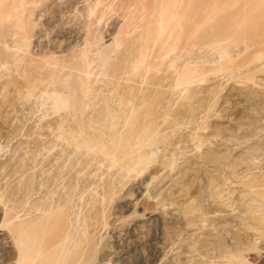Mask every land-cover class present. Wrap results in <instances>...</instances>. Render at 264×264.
Here are the masks:
<instances>
[{
	"label": "rangeland",
	"instance_id": "rangeland-1",
	"mask_svg": "<svg viewBox=\"0 0 264 264\" xmlns=\"http://www.w3.org/2000/svg\"><path fill=\"white\" fill-rule=\"evenodd\" d=\"M47 1L48 0H46V1L42 0L40 3H37L36 5L38 6V8H36L37 6L32 7L33 10L34 9L35 10L40 9L38 13H41L42 15L41 16L39 15V17L37 18L38 20H36V22H35V27H34V30L32 33V37L30 38L32 41L30 43L31 53H34L37 56H44L43 55V53H45L44 51H47L46 54L49 52L54 53L53 47L57 46V44H56V42H57L58 47L59 46L60 47H59V49H58V47H57V49H55L56 54L54 53V55H57V54H58V56L66 55V57L68 55L67 60L69 59L71 61V62H67V64L69 65V69L67 66L66 68H64L63 73L59 74L60 80H63L64 77H67L68 81L73 80L74 79L73 76H75L77 78L76 74L78 75V73H76L75 70L77 69V72H78V69H81L80 64L82 63V60L86 59L87 61H89V59H90L89 62L91 64L88 63L87 65H89V64H90V66L93 65V68L95 70H93L92 67L90 68V66H88L87 68L89 71H90V69H92L91 70L92 72H90L91 73L90 79H91V81L94 80L93 81L94 83L96 80V86L94 83H92V84H93V87H95L94 88L95 91L98 92L99 96L96 97L97 99L95 98L96 100L92 101L93 103H90V105H88L85 108L84 111H87V112H83L85 117L83 116V114L81 116L82 120H84L86 123L84 121H81V117L79 116L80 117L79 118L77 116L78 114L72 118L70 116L64 117V119L69 118L70 120L66 119L67 121H62V119H61V122H60L59 117L63 116V114H64L63 110L59 111L55 108L53 109V107H51L53 105L52 102H50L51 99H49L46 95L45 96L41 95L42 93H40V92H42V89L38 88V89H40L38 94L33 92V91L38 90L37 88L34 89L33 91L30 90L32 92L29 93V90H27V89H30V88L28 86L24 85L25 83H24V81H22L23 78H21V76L23 74V71L21 69H23V64L25 62L23 60H19L16 58V57L20 58L19 56H21L20 55L21 52H17V55H19V56H17V55H13V57H10L11 55L8 56L9 61L7 59H5V61H7L6 64L10 63L9 65L13 64L16 61L15 58L18 61H16L12 65L15 67V68L13 67V69H14L13 71H15V72H13L14 73V81H11V80H13V79H11V77L8 79V77L4 74V72L0 71V73H1L0 74V145L2 146V148L0 147V166L4 167V168L1 167V169H0V195H1L0 196V198H1L0 202L2 199H4L2 201L3 203L2 202L0 203V242H2V243H0V264H4V263L5 264H12L13 262L17 261L16 258H18V257H16L18 255L15 253L16 251H15V248L13 245L14 241L11 238H9L10 237L9 233H6V231L8 232V226L5 225L6 228L3 227L5 224L4 214L7 213L6 212L7 206H10V208L7 207L8 212H10L9 209H11L10 213L13 214V216L15 214V216L13 217L9 213V215L13 218L11 221H13L15 217L18 218V219L15 218L17 220H15L13 222L14 225L18 224L19 221L20 222H22V221L26 222V221L30 220V218L33 219V217H36V216L38 217L39 214L44 215L45 210L48 214H50V213L53 214V213H55V211L57 212V210H58V208H56L57 206L58 207L62 206L63 209H64V206L65 207L68 206V211H67V208H65L66 210L65 209L63 210L61 207H59V210L61 208L64 215L67 214L66 215L67 217H65V220H66V218L67 219L69 218L68 219L69 223L66 220V223H68L67 224L68 226L65 225V229H67V227H68L67 231L68 230L70 231V229L73 228L74 230L72 229L73 231L72 230L70 231V232H72V235L75 234L76 231L79 233L80 228L83 227L82 224L80 223L82 221L83 222L85 221L84 222L85 225H87L89 227L92 226L90 228L91 232L89 231V233H90L89 236L92 234V236L90 238L93 237V240L91 243L94 244L96 242V240H98V242H96L97 243V246H95L96 248L94 247V245H96V243L93 245V247L95 249V255H94L95 258H96V254H97V258L96 259L94 258L96 261L93 260V262L95 261V263H93V264H96V263H99V264H230L228 262V258H229L228 255L231 252L236 251V250L238 251L241 248H244V249L246 248L245 250L244 249L243 250L245 252H247V248H249V246L253 242L254 238L262 236V235H258L259 233L260 234L264 233L263 232L264 231V222H263L264 220H262L261 215H259V213H261L260 210H263L262 207L264 205V200L262 198L260 199L259 196L255 195L253 192H251L249 190L248 186H246V184H245V181L247 182V181H249V178L253 177L251 175H254V177L257 176L260 178L264 176V57H263V59H261L263 61H261V60L260 61L253 60L250 62L248 61L250 54L254 53L255 51L259 50L260 48L261 49L264 48V45H263L264 44V37H263L264 30L260 29L261 27L264 28V26H263L264 20H263V18H261V17H264V10L263 9L255 10L253 8H252V10L248 9V11H251V13L249 12V15H252V13L256 14V15L250 16L251 18H253V16L257 17V15H258L257 13H259L260 19H262L263 22H262V20H261L262 23L258 22V21H260L259 17H257V19H256L257 22L255 21V18L252 19V22L255 21V24L259 23L262 26L259 27L260 26L259 24H258V26H256L257 24L255 25L254 22H253V24H251V26L252 25L256 26L258 30L260 29V31L257 30L259 32L257 35V31L253 32V29L255 30L256 28L251 29V26L249 28V25H246V27L248 26L246 29L247 30H248V28L251 29L253 34L257 35V38H255V40H253L254 35H251L252 36L251 38H253L252 39L253 41L249 38H246V39L242 38V40L244 39V41H241V40L239 41L238 39H240V38H238V39L236 38L239 41V42H237V40H235V39L233 40V36L236 34L237 31H239V28H238V26H236L237 23H235L234 18L232 19V14L230 16V13L233 12L231 10H234L233 6L236 7V9H238L237 6L239 7V4L238 5L237 4L232 5L229 7L228 6L225 7L224 5L230 4V3L233 4L234 1L233 0H219V1L216 0L217 3L214 4L211 2V0H199V3H196V2H198V0L197 1L188 0V1H192V3L188 2V4L191 5V6L188 5L190 9L187 6L188 12L189 11L190 12H194V11L196 12V13L194 12V14L191 13L192 16H190L191 14H189L190 13L189 12L188 13L189 15H187V17H186V21H188L190 19L191 20L189 22H187V24H186V22H183L189 27V29H193L195 27L196 23L200 25L201 21H199L200 23L197 22L199 19L200 20L204 19L207 22L209 19L211 21L213 20L212 22H214V20H215V22L212 23L214 25V27L216 25L218 27V25H220L222 20H224V21L226 20L225 21L226 23H224L222 21L221 24L223 27L219 26V30H218L220 32L219 35H221L222 38L219 35H218V37L221 38L222 43L224 42L223 43L224 48H227V50H229V55L231 57H228V59H226L224 64L227 66L230 65V68H228L226 70L222 69L223 71L222 70H218V71L216 70L215 71V69L211 70V71H207V69L208 68L210 69L211 66H212L211 68L215 67L214 65H212V63L219 58L218 57L219 53H216L218 51L215 47L211 48L212 45L210 47H208L209 46L208 45L206 48L205 47L206 44L202 43V45L204 46L203 47L201 44H199L203 40H199V42L196 41L197 42L196 44L193 43L195 45H193V44L183 45L184 48L188 47L186 49H184L182 46H180L184 50L178 49L180 47H179V45H176V47H178V48L175 49L176 48L175 47L173 49L172 53L170 52L172 54V55L169 54V56H171L170 57L171 59H169V56H168L167 59L163 62L164 64L163 63L160 64V63L155 62L158 59V54H157L158 52L147 54L146 55L147 59L145 58V60H144L145 63L143 62V64L139 66L140 68H138V70L135 71V73L138 71L137 75L134 72H132V74L133 73L134 74L131 75V72L129 74L126 71L122 74L123 78H121L114 85V83H111V81L109 80L108 75H106V71H105L106 67L103 65L97 66V64L98 65L102 64L100 61H99V63H97L98 62V59H96L97 48L99 50H101V49H103L102 47L104 45L105 46L108 45L107 46L108 47V50H107L108 53L113 54V52L110 51V49L114 48L112 41H113L114 36L116 35L115 30H116L117 26L119 28L120 23L122 24L125 19L128 20V18L130 16H132L133 18L135 17L134 22H136L135 20L139 17L137 19V22L140 21L139 22L140 27L137 25L138 23H134L132 26H134L135 24L136 25L132 28L135 29V32L138 30H144V29H146V27L149 26L148 25L150 23L149 21H151L150 16L149 15L147 16L145 14L147 13L148 10L150 11L151 9H153V7H154L153 10L156 11L155 13H157L159 11L158 10L159 6L157 8V6L154 3H152V4H154V5H152L151 2H148V4L150 3L149 6L151 7V5H152V7H151V9H149L148 4L145 5L146 9H147V11L145 12L142 9L141 4H139V3H137V5L133 4V6L131 5L132 8L130 6L129 8H131V9H128L131 12V10L135 9V6H136V9L132 14V13L128 12L127 7H125L124 5L123 6H120L121 4L117 5L120 1L122 2V0H118V1L115 0V2L113 0H99V1H103L102 6L100 4L97 5L96 10L94 8L95 12L92 11L93 14H91L90 13L91 11L88 9V7H91V5H93L94 0H81V1L80 0L79 1L78 0H65L66 3L64 0H63V2H60L62 0H60V1L57 0L56 3H48L50 1H48V2ZM106 1H108V3ZM209 1H210V4L212 3L213 5H215L214 7L216 8V11L213 12L215 15L212 13L211 14L214 15L215 17L218 16L216 18H214V16H211V14L209 15L210 11H212V10H210V8L213 6V5L209 4ZM227 1H229V2L227 3ZM45 2L48 3V5ZM110 2H112V3L114 2L113 4L111 3L113 5V7L115 6V3H116V6H118L119 8L115 9V7L113 8V7L109 6ZM218 2H221V3L225 2V4L222 3L223 4L222 5L223 7H222L221 3L218 4ZM41 4L46 5L47 8L44 9ZM88 4H90V5L88 6ZM107 4H108L107 9L109 11L108 10H107L108 12L106 11L107 12V15H106V12H105L106 8L104 9V7H106ZM205 4L210 5V7L208 8L209 11L206 8L209 5L206 6ZM216 4H218V5L216 6ZM127 6H129V4H127ZM138 6L140 7L141 10L138 8L139 10L137 13L136 10H137ZM192 6H193V9H192ZM218 6H219V8L221 7L223 11L220 9H219L220 10L219 11L217 9ZM122 7L124 8V10L122 9ZM48 8H49V10L53 9V11H49ZM102 8H103L104 12L101 10ZM226 8H228V9H226ZM41 9L44 10L43 11V12H45L44 14H43V12H41ZM225 9L228 10L227 15H226V12H224ZM33 10H32V12H33ZM121 10L123 12H121ZM126 10H127V12H126ZM153 10L150 11L151 17L155 16V13H153L154 12ZM217 10H218V12H217ZM253 10H254V12H253ZM37 11H35V12H37ZM47 11H49V15L51 17L49 16L47 18V16H48ZM139 11L145 13V14L143 13L145 15V17H144V15H143V17L146 19V21L143 20L144 22H146V23H143L144 27L142 24V22H143L142 18L143 17L141 16L142 15L141 12H139ZM199 11H201V12H199ZM259 11H263V13L259 12ZM102 12H103L104 16L102 15ZM124 12H126V18L124 17V15H125ZM135 12L137 13V15ZM219 12L223 13L221 18H220L221 14ZM94 13H96V14H94ZM217 13H219L220 16ZM260 13H262V14H260ZM195 14H196V17H195ZM200 14H201V16H200ZM197 15H198V17H197ZM205 15L208 17H206ZM43 16H45L47 18V20ZM122 16L124 17V20L121 21V19L123 18ZM188 16H190L191 18ZM223 16H224V18H223ZM233 16H234V14H233ZM40 17L42 19H40ZM140 17H142V18L140 19ZM192 17H193V21L196 20L195 24L192 21ZM212 17L214 19H212ZM97 19H99L100 21H98ZM204 20H202V22ZM147 21L149 23H147ZM184 21H185V19H184ZM191 21L194 24V26H193V24H191ZM229 22L230 23L232 22V24H230ZM208 24H211V22H208ZM189 25H191V26H189ZM227 25L229 26V28L227 27V30L230 31L229 35L227 33L228 31L226 32V27L224 29V26H227ZM36 26H38V27H36ZM192 26H193V28H191ZM207 26L205 25V27H207ZM84 27H87L88 29L84 28ZM118 28H117V30H118ZM220 28H221V30L224 31L223 33L220 30ZM235 28H237L238 30H236ZM84 30H86V31H84ZM92 31L94 33H92ZM234 31H236V32H234ZM250 31L248 30L247 32L250 33ZM98 32H99L98 35H100L99 40H96L95 36H94V38H92L93 34H94V35H96V37L98 39V36H97ZM9 33L10 32H8V34H7L8 36H6V41L9 38H11L10 41L8 40L9 42L7 41L8 43L12 42L13 41L12 39L14 38ZM261 33H262V35H261ZM101 34L104 37V40L101 39L102 41L100 40V38L102 37ZM113 34H114V36H113ZM83 35H84V37H83ZM227 35H228V38H227ZM256 35H255V37H256ZM260 35L263 38H261ZM111 36L113 38H111ZM229 36L230 37L232 36V39H229ZM82 38L85 41H83V40L81 41ZM86 38H88L87 41H89V43L92 44L91 47L87 46V45H90L89 43L86 45V43H87ZM234 38H235V36H234ZM75 40H76V42H75ZM229 40H230V42H229ZM78 41H79V43H78ZM106 41H108V42H106ZM234 41H236L237 43ZM81 42L85 43V44L83 45ZM109 42H111V44ZM252 42H255V43H252ZM61 43H62V46H61ZM226 43L227 44L229 43V44L226 45ZM242 43L244 45L246 43L247 44L244 46ZM250 43H252V44H250ZM80 44H82L84 47H87L88 50L91 48L94 51H92L90 49V51L87 50V52H85V54H84V50H83L84 47L82 49L81 48L82 45H80ZM192 45H193V47H192ZM197 45H200V46H197ZM78 46L80 48H78ZM246 46H247V49L245 48ZM70 47H72V48H70ZM67 49L68 50L72 49V50L68 51ZM75 49H76V51H75ZM77 50H78V52H77ZM62 51H63V53H62ZM65 52L67 54H65ZM87 53H88V55H87ZM92 53H95V54L93 55ZM176 53L180 57L178 55H176ZM78 54H80V56H78L76 59V56ZM153 54H154V57H153ZM47 55H49V54H47ZM95 55H96V57H95ZM136 55H137L136 52H134V53L131 52L130 57H129V55H128V57L132 61V60H134L133 56H136ZM150 56H152L155 60L153 61V59ZM73 57H74V59H72ZM148 57L150 59H148ZM13 58L15 61L12 60L13 62H11V59H13ZM129 58H128L129 62L127 61V64L129 66L131 64L130 67H132V64H134V63L131 62ZM149 60H151L152 63L155 62L157 65L160 64L158 66V69H160L159 67H161V65H162L161 70L162 69L163 70L162 71L159 70L160 72H158V69H153V68H157V65L153 64L156 67L155 66L151 67L152 63H150ZM204 60H205V62H204ZM93 61L96 63H94ZM146 61H148V63H146ZM19 62H21V64H18ZM170 62H172V64H173V66L170 65L172 67L169 66V64H171ZM262 62H263V65L261 67L258 66L259 64L261 65ZM249 63H250V65H249ZM77 65H79V66H77ZM128 65H127V67H128L127 69L129 70L130 68ZM147 65L148 66L150 65V67H151V68L149 67L150 70H147V69H149ZM190 66L192 67V69ZM196 66L199 69L203 68V67L204 68L207 67V68H205L206 73L204 71L205 70L204 68H203L204 70L201 69L202 73L199 72L198 70L195 71L198 73H194L193 70H195L194 68H196ZM70 67H73V69ZM74 67H75V70H74ZM184 67H185V69L187 67H189L187 69L188 70L190 69L189 70L190 73L192 70L193 74L192 73L190 74L191 80H189L191 83L189 82L188 84H185V83L180 84V85L176 86L175 89H173L171 91H167L164 94H162L163 96H162V99L160 102L161 104H159L162 107L158 106L156 101L154 102V100H155L154 97H156L155 94H158V93H155V91L152 90V88L157 87L156 86L157 82H158V84H159V82L162 83L161 84L162 88H169L170 85L172 86V83L173 84L177 83L175 76L177 75L178 71H182V69L184 70ZM65 69H67L68 73L70 71H72L70 73V75L66 74L67 72L65 71ZM101 69H102L103 73H105V74L101 73L102 71L99 74V71ZM151 70H153V72H151ZM144 71H145V73H144ZM146 71H147V74H146ZM240 71H242V73ZM139 72H141V73H139ZM149 72H151L153 74L151 75V73H150V75H149L148 74ZM154 72L157 74L155 75ZM61 74L63 75V77ZM194 74H195V77L193 76ZM94 76L100 77L101 82H100V80L98 81L99 78H97V79L93 78V80H92V77H94ZM126 76H130L134 80V82L137 81L136 84L139 86L143 82L141 84V87H140L142 89L145 87V85H148V87L147 86L145 87V88H147V90L144 89L145 91L143 90V91L137 92L136 99H134L132 101L134 103H130V104L135 105V101H136V105H138V102H140V106H141V103H143L142 106L144 109H151V110L155 109L156 105H157V108L155 109L157 112V113H155V116H157L155 118V120H157V121H155V122L159 128L161 126L160 129H162V132L163 131L167 132L166 134L163 132L165 134L164 137H167V140H164L165 142H163V143H161V141H160V143H158V148H159V150L161 149V151H159V153L161 152L167 158H165L163 155H161V153L159 154L157 152L156 154H158V155H154L152 157L151 161L149 160L150 164L147 163V165L149 164V166H146V168L144 170L145 172L147 171L146 173L141 172V173H139V175H137L136 178L131 177V179L125 177V179L126 178L127 179L124 180V175H122V174H125V175L129 174V176H132L133 173H135V172L131 171L132 174H130L131 172L130 173H124V172H120L117 167H113L114 168V169H112L113 175L111 176V167L114 164H111L107 158L105 159L104 157H101L102 154L99 155L100 152L98 153L94 150L87 152V150H85V148L82 146V144L79 146H75V147L81 146V148H77V149L75 147L72 148L74 144L73 145L70 144L71 139L69 137H66V136H68L66 134L72 133V132L67 131V128L70 131H72V130H73V132L75 131L74 132L75 136H78V135H76L77 133L80 134L82 132L83 133L85 132L86 134L89 133L90 135L92 133L94 137L97 135L96 136L97 139L101 138L102 142L106 143L107 139H108L107 134L110 130V129L107 130V128H110L109 127L110 118L107 117V115H105V114L108 113V111H107L108 109L113 110V108H111V107L114 106V109L117 108V104H118L117 100L119 99V97H117L116 94H120V92H121L120 88L123 87L121 85L124 84V78H126ZM151 76L154 77L153 80L147 79V78H151ZM18 77H19V79H18ZM198 78H200V79L198 80ZM9 80L11 82L8 83ZM138 80H140V81H138ZM158 80H160V81H158ZM206 80H208V81H206ZM15 81H16V83H15ZM146 81H149V82H146ZM151 81H154V82L151 83ZM155 81H156V83H155ZM14 83L17 85H14ZM4 84H5V86H4ZM154 84H155V86H154ZM167 85H169V86L167 87ZM17 86L19 88H17ZM173 86H175V85H173ZM50 87L51 86L49 85L46 88L47 91H49V92L53 88V86L51 88ZM56 87H59V85L58 86L56 85ZM110 87L113 88V89L111 88L113 90L111 92H110L111 89L109 90ZM208 87H209V89H211V88L212 89L208 91ZM188 88H189V90H188ZM106 89H108L109 92H108V90L106 91ZM24 90H26V91H24ZM114 90H115V93H113ZM27 91H28V93H25ZM172 91H174V93H172ZM186 91H191V92L195 91L193 93L194 99L193 98H192V100H186L185 99V102H184L183 101L184 99H181V96L185 95L186 93H184V92H186ZM36 92H38V91H36ZM99 92H101L100 94L103 97L99 94ZM106 92H108V93H106ZM22 93H24V95ZM109 93H111L110 96L108 95ZM25 94H27V95H25ZM105 94H106V96H108L107 98H109V99L106 98ZM142 94H143V96H145L144 99L146 98L148 100V102L146 101V99L141 101L142 99H140V98H142ZM146 95H148V97ZM165 95H166V97H165L166 99L164 98ZM24 96H26L28 98V99H26L27 101L25 100L26 97H24ZM28 96H30V97H28ZM118 96H120V95H118ZM157 97H158V95H157ZM138 98L140 100H138ZM150 98L152 100H150ZM110 99H111V101H109ZM103 100H105V102ZM106 100H107V102H106ZM156 100H157V98H156ZM163 100H164V102H163ZM167 100L169 102H171V100H173L172 101V103H173L172 107L170 106L171 104L169 105L167 103L168 102ZM144 101H145V103H144ZM101 102H102V104H101ZM103 102L106 103L107 105H109L108 107H110V108H108L106 104L104 105ZM165 103L168 105L166 106ZM94 104H96V105L93 106ZM130 104L126 107L127 109L125 108L124 115H121L122 117L120 116L121 118H118V121H119L118 125L120 127H121L122 123L123 124L125 123L124 118H125V120H127L126 114L129 111V108H130L129 106H131ZM110 105H113V106H110ZM104 106H106L107 108ZM93 107H94V109H93ZM153 107H155V108H153ZM165 107H166V110H165ZM96 109H98V110L101 109L99 111V113L101 111L103 113L101 112L102 114H99L98 110L96 111ZM55 111L58 113H56ZM117 111L119 112V110H117ZM161 112H162V115H161ZM122 113L120 111V114H122ZM168 113H169V116L167 118H164V116ZM58 114H60V115H58ZM57 115H58V117H57ZM80 115H81V113H80ZM87 115H89L88 118H87ZM95 115H97V116H95ZM158 115H160L161 117L160 116L158 117ZM123 116H125V117H123ZM83 117L86 118V120L87 119L89 120L90 118H92L93 121H92V119H90L91 121H88V120L86 121ZM95 117H98V119L94 120ZM101 117L104 119H102ZM75 118L77 120H80V123ZM99 118H101V120ZM168 118H169V120H171L170 121L171 123H167L168 121L166 119H168ZM172 119H173V121H172ZM68 120H69V122L72 120L71 121L72 125L68 122ZM75 121H77V122H75ZM62 122H64V123H62ZM65 122H67L68 125ZM74 122H75V124L78 123L79 125L81 124V122L82 123L84 122L82 125H80L83 127L79 128L78 127L79 125L77 126V124H76L77 127H75L74 126L75 124H73ZM102 122L105 125L107 124L106 128H104L105 126ZM105 122H107V123H105ZM87 123L90 126L91 125L92 126L89 128L86 127V126H88ZM127 123H129V122H127ZM127 123H125V124H127ZM165 123H167V124L165 125ZM62 124H63V126H65V124L67 125V126H65L66 130H64L63 126L60 127V129H57ZM102 124H103V126H102ZM123 124H122L123 127L120 129V127L118 126L119 127L118 129H120L119 131L122 130L120 133L125 135V134H127L129 125L127 124L124 126ZM47 125H49L48 127H50V128H48ZM97 126H98V128H96ZM164 126L165 127L167 126V127L165 128ZM74 127L76 130L74 129ZM99 127H101V129ZM124 127H125V130H123ZM77 128L79 130H81V131H79L80 133L77 132L78 131ZM86 128H87V130H84ZM91 128H92V130L95 129L96 131L98 129V131L96 132L95 130H93V132H94L93 133ZM46 129L47 130L49 129V130L47 131ZM57 130H59L60 132ZM55 131H57V134L55 136H58L59 133L60 134L62 133L60 136L61 139L59 138V136H58L59 139H56V137H54ZM64 131H65V133H64ZM199 132H200V139L198 137ZM83 133L81 135H83V137H87L86 139L88 140L89 136L86 134L84 135ZM194 133H196L198 135L197 140L199 139L198 140L199 142H197L196 134L194 135ZM63 134H65L66 136L65 135L62 136ZM64 137L67 138L68 141L70 139L69 144L67 143V145H66L64 143V141L62 140V138L64 139ZM96 137H95V139H96ZM164 137H163V139H166ZM103 138H104V140H103ZM163 139H162V141H163ZM55 140H57V141H55ZM159 145H160V147H159ZM164 148H165V150H164ZM170 148H171V150H169ZM180 148H182V149H180ZM82 149H84V150H82ZM167 149L172 154L174 152H176L175 154H173L175 159L172 156L173 157L172 160H175L174 162L169 159V157H170L169 154H171V153H169L167 151ZM172 149H173V152H172ZM63 150H64V152H63ZM36 151H37V153H36ZM162 151H166V152L163 153ZM72 153L74 156L71 155ZM93 155H94V157H93ZM24 156L26 157V159ZM156 156H157V161H155L156 162L155 163L154 160H156ZM162 157H164L163 158L164 160L162 159ZM102 158H103V160H102ZM158 158H160V159H158ZM176 158H177V160H176ZM66 159H67V161H66ZM92 159H93V161H92ZM167 159H168V161H167ZM94 160H96V161H94ZM95 162L96 163L98 162V164L102 162L103 165L102 166L96 165ZM160 163L161 164L163 163V164L161 165ZM104 165H105V167H104ZM97 166H98V168H95ZM116 168H117V171L115 170ZM93 169H94V171H93ZM106 169H108L109 172H107ZM114 170H115V172H114ZM92 172H93V176H94V172L97 176L96 177L95 176L90 177L89 175H91ZM152 173H154L153 176L151 175ZM118 174L121 175L120 176L121 180H120ZM136 174H138V173H135L134 175H136ZM146 174H148L147 177H146ZM87 175L89 176L90 181H89V178H87ZM99 175H100V178L101 177H104V178H102V180H100ZM247 176L249 177V178H247L248 180L246 179ZM111 177L113 179L118 178L116 180L117 184L119 182H122V183H119L117 188H116L117 184H116L115 180H113ZM91 178H92L93 183H89V182H92ZM106 178L108 180L103 181V179H106ZM109 178L111 180H113L114 182L112 183V181ZM93 179H95V180H93ZM143 179H147L145 181H146V183L149 182V184L147 183V185H146L145 181ZM148 179H151V180H148ZM140 181H142V183ZM85 183H87V184H85ZM90 184L92 186L94 185L93 187H95V188H93ZM99 184H100V188L103 185L102 187H104V189L103 188H102V190L99 189L98 188ZM139 184H140V186L142 185L141 188L139 187ZM88 185H89V187H87ZM113 187H114V189H117V190H112ZM143 187L144 188L146 187V188L144 189ZM88 188H90L91 193L88 192V190H89ZM92 188L94 191L92 190ZM136 189L138 190V192L140 191L139 193H141V194H139ZM83 190H84L85 195L88 192L86 196L83 195L84 194ZM105 190L107 191V193H105L106 192ZM145 190H147V191H145ZM92 191L94 192V195H93L94 197L91 195ZM102 191H105L104 192L105 194H103ZM110 191L112 192V194L115 195V197H114V195L108 194V192L111 193ZM113 191H117V192H113ZM141 191H145V193L141 192ZM95 193H96V195H95ZM4 195H6L5 196L6 198L4 197ZM106 195H109L112 197V198L110 197V199H111L110 201L113 200L112 203L108 202L109 198H107ZM87 197L91 198V199H87ZM89 200H91L92 204L94 203L92 206H91V202ZM96 200H98V202H96ZM4 201H6V202H4ZM124 201H126V202H124ZM64 202L66 204L61 205V203H64ZM86 202H88V203H86ZM99 202H100V204H99ZM95 203H97V205ZM105 203H107V204H105ZM109 203H111V204L109 205ZM124 204H126V205H124ZM260 204H262V206H259ZM99 205H101V206L108 205L109 207L108 206H106V207L109 209V211H108V209H106L105 206L103 209V207L100 206L101 207L100 208ZM121 205H122V207H121ZM128 205H129V208H128ZM85 206H88V207L90 206L91 208L88 209V211H90L92 209L91 211H93L94 215L98 214V216L97 215H96L97 217L93 216V213H91V212L89 213L88 211H86L85 209H87L88 207H85ZM123 206H125V207H123ZM2 207H4V208H2ZM12 208H13V210H15V209L16 210L13 211ZM254 209L257 211H260V212L257 213ZM31 210H32V212H31ZM49 210L50 211L55 210V211L50 212ZM1 211H2V213H1ZM41 211L44 213H42ZM85 211L87 213H85ZM105 211H106V214L108 212V216L104 213ZM14 212L18 213V215ZM19 212H20V214H19ZM26 212H28V213H26ZM102 212L105 216L102 214L103 216L101 215L102 216V218H101L100 214ZM47 213H45V214L48 215ZM86 214L91 219H89ZM19 215H20V218H19ZM26 215H28V216H26ZM39 216H41V215H39ZM24 217L26 219L22 220V218H24ZM78 217L80 219H78ZM257 217H259L262 220V222H263L262 224L259 221L260 219H258ZM83 218H85V220ZM96 218H98L101 221L98 222V220ZM163 218H164V220H166L165 222H163ZM2 219H3V221H2ZM19 219H21V220H19ZM70 219H72V220L75 219V221H72ZM76 219H78V220H76ZM105 219L107 220V222ZM15 222H17V223H15ZM70 222H71V224H70ZM94 222H96V223H94ZM89 224H91V226ZM70 225H71V227H70ZM85 225H84V228H86ZM95 225H96V227H95ZM138 225H140L139 228H138ZM78 226H79V230H77ZM76 227H77V229H75ZM82 229H81V231L84 230V229L83 230ZM87 229H88V227H87ZM256 229H257V231H254ZM92 230L93 231L96 230L97 234L95 232H93ZM260 230L262 232H260ZM69 231H68V235L70 234ZM258 231H259V233H258ZM117 232H118L119 236H118ZM255 232H257V233H255ZM93 234H96V235H93ZM114 234H115V236H114ZM75 235L78 238L80 233H79V235L77 233ZM98 235H99V237H97ZM76 236L73 235L70 237H72L74 239V238H76ZM4 238H6V239H4ZM7 239L9 240L8 243L10 242V244H7V241H6ZM107 239L110 241H108ZM54 240L52 239V241H51L52 244H53ZM5 241H6V243H5ZM12 241H13V243H11ZM56 241L57 240H55V242H54V244L56 243L55 244L56 246H54V244L53 245L51 244L52 248L53 247L57 248V242L59 245V241H57V242ZM102 242L106 246V249H103V247L105 248V246H103ZM258 245H259L260 249L259 248H258V250L254 249L255 251L249 250L247 252L248 257H249V260L252 261L253 264H264V241L260 240V243H258ZM97 248H98V250H97ZM256 250H257V253H256ZM109 259H111V260H109ZM9 261H10V263H9Z\"/></svg>",
	"mask_w": 264,
	"mask_h": 264
},
{
	"label": "bare ground",
	"instance_id": "bare-ground-1",
	"mask_svg": "<svg viewBox=\"0 0 264 264\" xmlns=\"http://www.w3.org/2000/svg\"><path fill=\"white\" fill-rule=\"evenodd\" d=\"M42 0H0V71H3L4 72V74L8 77V79L11 77V79H13V80H11V81H14V73L13 72H15V71H13L14 69H13V67L14 66H12L16 61H18L17 59H19V60H23L25 63L23 64V69H21L22 71H23V74H22V76H21V78H23V80L22 81H24V85H26V86H28L30 89H27V90H29V93H31L34 89H38V88H40V89H42V92H40V93H42L41 95H46L49 99H51L50 100V102H52V106L51 107H53V109L55 108V109H57V110H63V112H64V114H63V116H60L59 118H60V122H61V119H62V121H67L66 119H69V118H66V119H64V117H67V116H70L71 118L72 117H75L77 114V116L79 117H81L82 116V114H83V112H87V111H84L85 110V108L88 106V105H90V103H93L92 101H94V100H96L97 98L96 97H98L99 95H98V92H96L95 91V87H93V84L92 83H94L93 81V78H95V79H97V78H99L98 79V81L100 80V82H101V78L100 77H92V80L93 81H91V79H90V77H91V73L90 72H92L91 70L93 69V70H95L94 68H93V65L92 66H90V59H89V61H87L86 59H83L82 60V63L80 64V66H81V69H78V72H77V69L75 70V67H74V70L76 71V73H78V75L76 74V76H77V78L75 77V76H73V78L75 79H73V80H69L68 81V79H67V77H64L63 78V80H60V77H59V74L60 73H63V71H64V68H66L67 66H68V69H69V65L67 64V62H71L69 59L67 60V57H68V55H67V57H66V55H61V56H58V54L57 55H54V53H55V49H57V47H58V43L56 42V44H57V46L56 47H53V51H54V53H47V54H51L50 56L49 55H47L46 54V52L47 51H44L45 53H43V55L44 56H37L36 54H34V53H31V51H30V43L32 42L31 41V37H32V33H33V30H34V27H35V22H36V20H38L37 18L39 17V15L41 16L42 14L41 13H38L39 12V10L37 11V10H35V11H37V12H35L34 10H33V8L32 7H36L37 5V3H40ZM46 1V0H45ZM48 1H50V2H48ZM47 2L48 3H56V1L57 0H48ZM55 1V2H54ZM60 1V0H59ZM65 1V0H64ZM79 1V0H78ZM81 1V0H80ZM95 1V2H94ZM93 1V5H91V7H88V9L91 11L90 13L91 14H93V12H95V10H96V7H97V5H101L102 6V4H103V1H99V0H94ZM114 2H115V0H113ZM118 1V0H117ZM187 1V2H186ZM195 1H197V0H195ZM214 1V2H213ZM219 1V0H218ZM234 2H233V4H226V5H224L225 7H229V6H232V5H238L239 4V7L237 6V8L238 9H236V7H234L233 6V8H234V10H231V11H233L232 13H230V16H231V14H232V19L234 18V20H235V23H237V25L236 26H238V28H239V31H234V32H236V34L234 35L235 36V38H234V36H233V40L235 39V40H237L238 38H240V39H238L239 41L241 40V41H244V39H246V38H249V39H253V38H251L252 36L251 35H254V39L253 40H255V38H257V35H258V31H260V29H263L264 30V28L263 27H261L262 25H260L259 23V27H261L259 30L257 29V27L256 26H258V24L256 25L255 24V21H256V19H257V17H259V19H260V15H259V13H257L258 15H257V17H254L253 16V18H251L250 16H252V15H256L255 13L253 14L252 13V15H249V12L251 13V11H248V9L249 10H252V8L253 9H255V10H260V9H263L264 10V0H233ZM60 2H63V0L62 1H60ZM102 2V3H101ZM107 3H108V1H106ZM113 2V3H114ZM121 2V1H120ZM118 3L117 5H120V6H125V7H127V10L128 9H131L132 8V6H133V4H135V5H137V3H139V4H141V7H142V9L146 12L147 11V9H146V6L145 5H147L148 4V2H151V4L152 3H154L156 6H157V8H158V6H159V11L157 12V13H155L156 11H154L153 9H154V7H153V9H151V7H152V5H154V4H152L151 5V7L149 6V4H148V8L149 9H151V10H153L152 12L153 13H155V16L154 17H151V10L149 11H147V13L145 14L144 12H141V11H139V12H141V16L143 17V15L145 14V15H149L150 16V20L151 21H147V23H149L147 26L148 27H146V29H144V30H138V31H136L135 32V29L134 28H132V27H134V26H132L134 23H138L137 25L140 27V25H139V22H137V19L139 18H137L135 21L136 22H134V18L132 17V16H130L129 18H128V20H124V17L126 18V12H127V10H126V12H124L125 13V15H124V17L121 19V21L122 20H124V22L121 24L120 23V25H119V28H118V26H117V28H118V30H117V28H116V32H115V36H114V34H113V36H114V38L111 36V38H113V46H114V48H112V49H110V51H112L113 52V54H109L108 53V45L107 46H105L104 44V46L102 47L103 49H101V50H99L98 48H97V52H96V55H97V57H96V55H95V57H96V59H98V62L97 63H99V61L102 63L101 65H98L97 64V66H105L106 68V75H108V78H109V80L111 81V83H114V85H115V83L116 82H118L121 78H123L122 77V74L124 73V72H128L129 74H130V72H131V75H133L134 73H135V71L136 70H138V68H140L139 66L140 65H142L143 64V62H144V60H145V58H146V55L147 54H150V53H156V52H158L157 54H158V59L155 61L156 63H163L166 59H167V57L169 56V54H171L172 53V51H173V49L176 47V45H179V47L180 46H182L183 47V45H191V44H193V43H197L196 41H198L199 42V40H203V41H201V43H199V44H201L202 45V43H204V44H206L205 45V47L207 48V46L208 47H210L211 45H212V47L211 48H213V47H215L216 49H217V51L218 52H216V53H219V55H218V59L217 60H215L213 63H212V65H214L215 67H213V68H211L210 67V69L208 68L207 69V71H211V70H214L215 69V71L217 70H222V69H228V68H230V65H225L224 63H225V61H226V59H228V57H231L230 55H229V50H227V48H224V46H223V43L221 42L222 40H221V35H219V26L221 27L222 26V21L224 22V23H226L224 20H222L221 21V23H220V25H218V27H217V25L214 27V25L212 24V23H214L215 22V20H214V22H212L209 18V20H208V22H211V24H208V22L206 21V20H204V19H202V20H204L203 22H202V20H200L199 18V20L197 21L198 23H200L199 21H201V23H200V25L199 24H197L196 23V25H195V27L193 28V26H194V24H195V21H193V17H192V21H193V23H192V21H191V24H193V26L191 27V28H193V29H189V27L186 25L187 24V22H189L190 20H188V21H186V17H187V15H189V14H194V12H188V8H189V6H191V5H189L188 4V2L190 3H192V1H188V0H122V2L121 3ZM211 2L212 3H217L216 2V0H211ZM226 2V1H225ZM225 2L223 3V4H225ZM229 1H227V3H228ZM46 3V2H45ZM48 3H46L47 5H48ZM65 3H66V1H65ZM112 2H110L109 3V6H111V7H113V3L111 4ZM196 3H199V0H198V2H196ZM210 4V1H209V4L210 5H213V4ZM219 3H221V2H218V4ZM221 3V6L223 5ZM59 4V3H58ZM69 4V3H68ZM127 4H129V6H127ZM138 4V5H139ZM209 4H205L206 6L207 5H209ZM218 4H216V6L218 5ZM39 5V4H38ZM42 5V4H41ZM52 5V4H51ZM54 5V4H53ZM90 4H88V6H89ZM105 5V4H104ZM132 5V6H131ZM189 5V6H188ZM201 5V4H200ZM210 5L208 6V7H206L207 8V10H208V8L210 7ZM59 6V5H58ZM107 6H108V4L106 5V7H104V9L106 8V10H105V12L108 10L107 9ZM131 6V8H129ZM155 6V7H156ZM187 6H188V8H187ZM195 6V5H194ZM215 5H213L211 8H210V10H212V11H210V13H209V15L212 13V14H214L213 12L214 11H216V8L214 7ZM42 7L44 8V9H46L47 7H46V5H42ZM49 7V6H48ZM51 7V6H50ZM110 7V8H111ZM115 9H117V8H119L118 6H116V3H115ZM113 7V8H114ZM223 7V6H222ZM224 7V8H225ZM36 8H38V6L36 7ZM94 8H95V10H94ZM100 8V7H99ZM112 8V9H113ZM140 9V7L138 6L137 7V10H136V12L138 13V10ZM156 8V9H157ZM205 8V9H206ZM223 8V9H224ZM122 9L124 10V8L122 7ZM135 9H136V6H135ZM135 9H132L131 10V12H130V10H128V12H130V13H132L133 14V12L135 11ZM146 9V10H145ZM190 9V8H189ZM192 9H193V6H192ZM198 9V8H197ZM201 9V8H200ZM218 10L220 9V10H222V8L220 7L219 8V6H218V8H217ZM226 9H228V8H226ZM225 9V11L224 12H226V15H227V11L228 10H226ZM232 9V8H231ZM32 10H33V12H32ZM48 10H49V8H48ZM102 11H103V8L101 9ZM111 10V9H110ZM141 10V9H140ZM218 10H217V12H218ZM219 10V11H220ZM230 10V9H229ZM44 10H42L41 9V12H43ZM49 11H53V9L52 10H49ZM49 11H47V18L50 16L49 15ZM57 11V10H56ZM93 11V12H92ZM109 11V10H108ZM107 11V12H108ZM116 11V10H115ZM209 11V10H208ZM207 11V12H208ZM223 11V10H222ZM230 11V12H231ZM235 11V12H234ZM86 12V11H85ZM89 12V11H88ZM104 12V11H103ZM103 12H102V15L104 16V14H103ZM107 12H106V15H107ZM121 12H123L122 10H121ZM135 12V13H136ZM199 12H201V11H199ZM253 12H254V10H253ZM259 12H262L263 13V11H259ZM45 12H43V14H44ZM52 13V12H51ZM50 13V14H51ZM137 13H136V15H137ZM144 13V14H143ZM189 13V14H188ZM196 13V12H195ZM221 14V16H220V14ZM219 13H217V14H219V16H220V18L222 17V12H219ZM229 13V12H228ZM262 13H260V14H262ZM94 14H96V13H94ZM101 14V13H100ZM122 14V13H121ZM192 14L190 15V16H192ZM211 14V16H214V15H212ZM225 14V13H224ZM233 14H234V16H233ZM131 15V14H130ZM145 15H144V17H145ZM93 16V15H92ZM101 16V15H100ZM102 16V17H103ZM190 16H188V17H190ZM200 16H201V14H200ZM206 16V15H205ZM263 16V15H262ZM43 17H45V16H43ZM51 17V16H50ZM101 17V18H102ZM128 17V16H127ZM142 17H140V19L142 18ZM143 17V18H144ZM195 17H196V14H195ZM197 17H198V15H197ZM206 17H208V16H206ZM205 17V18H206ZM216 17H218V16H216ZM215 16H214V18H216ZM227 17V16H226ZM46 18V17H45ZM47 18H46V20H47ZM90 18V17H89ZM100 18V17H99ZM142 18V21L143 20H145L146 21V19L144 18L143 19ZM191 18V17H190ZM213 17H212V19H214ZM223 18H224V16H223ZM222 18V19H223ZM255 18V21H253L254 22V24L256 25V26H254V25H252L251 26V24H253V22H252V19H254ZM261 18H263V20H264V17H261ZM40 19H42L41 17H40ZM139 19V20H140ZM148 19V20H149ZM184 19H185V21H184ZM188 19V18H187ZM195 19V18H194ZM226 19V18H225ZM49 20V19H48ZM98 21H100L99 19H97ZM218 20V19H217ZM216 20V21H217ZM233 20V21H234ZM261 20L262 19H260V21H258V22H261ZM263 20H262V22H263ZM141 21V22H142ZM183 22H186V24L185 23H183ZM220 22V21H219ZM257 22V21H256ZM261 22V23H262ZM44 23V22H43ZM143 23H146V22H142V24ZM217 23V22H216ZM230 23V22H229ZM264 23V22H263ZM37 24V23H36ZM141 24V23H140ZM218 24V23H217ZM230 24H232V22L230 23ZM205 25L207 26V27H205ZM246 25H249V28H250V26H251V29H253V28H256L255 30L253 29V32L254 31H257V35L256 34H253V32H252V30L251 29H249L248 28V30L250 31V33L249 32H247L248 30L246 29L247 27H246ZM39 26V25H38ZM38 26H36V27H38ZM91 26V25H90ZM142 26V25H141ZM189 26H191V25H189ZM263 26H264V24H263ZM88 27V26H87ZM87 27H84V28H87ZM143 27H144V24H143ZM223 27V26H222ZM225 27H226V32L228 31L227 30V27L229 28V26L227 25V26H224V29H225ZM258 27V28H259ZM218 28V29H217ZM88 29V28H87ZM96 29V28H95ZM134 29V30H133ZM140 29V28H139ZM223 29V28H222ZM236 30H238L237 28H235ZM101 30V29H100ZM220 30H221V28H220ZM84 31H86V30H84ZM83 31V32H84ZM88 31V30H87ZM97 31V30H96ZM222 31V33L224 32L223 30H221ZM8 32H10L9 34H11L12 36V42H10V43H8L9 41H10V39L11 38H7L8 40V42L6 41V36H8L7 34H8ZM35 32V31H34ZM108 32V31H107ZM229 32L230 31H228L227 33H228V35H229ZM85 33V32H84ZM92 33H94L93 31H92ZM86 34V33H85ZM84 34V35H85ZM91 34V33H90ZM99 34V32L97 33V36H98V39H97V37H96V35H94L93 34V37L92 38H94V36H95V38H96V40H99V37H100V35H98ZM231 34V33H230ZM84 35H83V37H84ZM87 35V34H86ZM102 35V34H101ZM218 35L221 37V38H219L218 37ZM228 35H227V38H228ZM233 35V34H232ZM255 35H256V37H255ZM261 35H262V33H261ZM260 35V36H261ZM34 36V35H33ZM92 36V35H91ZM102 37H103V35H102ZM100 38V40L101 39H103L104 40V37L103 38ZM226 37V36H225ZM224 37V38H225ZM263 37H264V35H263ZM262 36H261V38H263ZM89 38V37H88ZM88 38H86V45L89 43V41H87L88 40ZM91 38V39H92ZM223 38V39H224ZM237 38V39H236ZM242 38H244L243 40H242ZM260 38V37H259ZM40 39V38H39ZM77 39V38H76ZM85 39V38H84ZM229 39H232V36L230 37L229 36ZM56 40V39H55ZM58 40V39H57ZM79 40V39H78ZM83 40V38L81 39V41ZM112 40V39H111ZM227 40V39H226ZM237 40V42H239ZM252 40V41H253ZM260 40V39H259ZM63 41V40H62ZM83 41H85V40H83ZM93 41V40H92ZM102 41V40H101ZM75 42H76V40H75ZM74 42V43H75ZM106 42H108V41H106ZM229 42H230V40H229ZM234 42H236V41H234ZM233 42V43H234ZM236 42V43H237ZM250 42V41H249ZM78 43H79V41H78ZM82 43V42H81ZM101 43V42H100ZM110 44H111V42H109ZM252 43H255V42H252ZM252 43H250V44H252ZM64 44V43H63ZM83 45L85 44V43H82ZM82 44H80V45H82ZM90 44V43H89ZM195 44H193V45H195ZM229 44V43H228ZM227 43H226V45H228ZM239 44V43H238ZM237 44V45H238ZM243 44V43H242ZM247 44V43H246ZM245 44V45H246ZM258 44V43H257ZM261 44V43H260ZM75 45V44H74ZM79 45V46H80ZM81 46V48L83 49V47L84 46ZM91 45L92 44H90V45H87V46H90L91 47ZM96 45V44H95ZM193 45H192V47H193ZM244 45V44H243ZM244 45V46H245ZM256 45V44H255ZM264 45V44H263ZM61 46H62V43H61ZM78 46V48H80ZM101 46V45H100ZM197 46H200V45H197ZM203 46V45H202ZM240 46V45H239ZM60 47V46H59ZM59 47H58V49H59ZM93 47V46H92ZM204 47V46H203ZM232 47V46H231ZM249 47V46H248ZM70 48H72V47H70ZM77 48V47H76ZM77 48V49H78ZM86 48V49H85ZM95 48V47H94ZM93 48V49H94ZM178 47H176L175 49H177ZM184 48V47H183ZM183 48H178V49H183ZM186 48H188V47H186ZM186 48H184V49H186ZM202 48V47H201ZM244 48V47H243ZM246 49H247V46L245 47ZM263 48V47H262ZM61 49V48H60ZM91 49V48H90ZM90 49L88 50V48L87 47H84V54H85V52H87V50L88 51H90ZM96 49V48H95ZM183 49V50H184ZM193 49V48H192ZM200 49V48H199ZM261 49V48H260ZM257 50V51H255L254 53H252V54H250L249 55V58H248V61L250 62V61H253V60H258V61H260L261 59H263V57H264V48L263 49H261V50ZM45 50V49H44ZM51 50V49H50ZM68 50V49H67ZM69 50H72V49H69ZM68 50V51H69ZM74 50V49H73ZM92 50V49H91ZM204 50V49H203ZM232 50V49H231ZM256 50V49H255ZM49 51V50H48ZM75 51H76V49H75ZM74 51V52H75ZM92 51H94V50H92ZM202 51V50H201ZM17 52H21V56H19V55H17ZM34 52V51H33ZM77 52H78V50H77ZM131 52H136V56H133L134 57V60H132L131 61V59L129 58L130 57V53ZM171 52V53H170ZM188 52V51H187ZM231 52V51H230ZM239 52V51H238ZM62 53H63V51H62ZM76 53V52H75ZM175 53V52H174ZM179 53V52H178ZM186 53V52H185ZM56 54V53H55ZM65 54H67L66 52H65ZM83 54V55H84ZM93 55L95 54V53H92ZM91 54V55H92ZM245 54V53H244ZM247 54V53H246ZM11 55V56H10ZM13 55H17V56H19L20 58H18V57H16L15 58V60H14V58L13 59H11V62H13L12 60H14L15 62L13 63V64H11V65H9L10 63H8V64H6L7 63V61H5V59H7L8 61H9V58H8V56H10V57H13ZM47 57H46V56ZM60 55V54H59ZM74 55V54H73ZM87 55H88V53H87ZM128 55H129V57H128ZM133 55V54H132ZM131 55V56H132ZM172 55V54H171ZM175 55V54H174ZM176 55H178L177 53H176ZM182 55V54H181ZM49 56V57H48ZM78 56H80V54H78L77 56H76V59H77V57ZM179 56V55H178ZM177 56V57H178ZM70 57V56H69ZM72 57V56H71ZM94 57V58H95ZM152 59H153V61L155 60L153 57H154V54H153V57L152 56H150ZM171 56H169V59H171L170 58ZM176 57V58H177ZM180 57V56H179ZM182 57V56H181ZM128 58L130 59V61L131 62H133L134 64H132V67H130L131 66V64H130V66L127 64V61H128ZM72 59H74V57L72 58ZM71 59V60H72ZM93 59V58H92ZM133 59V58H132ZM147 59V58H146ZM148 59H150L149 57H148ZM231 59V58H230ZM229 59V60H230ZM174 60V59H173ZM179 60V59H178ZM95 61V60H94ZM93 61V62H94ZM172 61V60H171ZM213 61V60H212ZM211 61V62H212ZM228 61V60H227ZM261 61H263V60H261ZM129 62V61H128ZM149 62L150 63H152L151 62V60H149ZM155 62H153L152 63V66L151 67H154L155 65H157ZM187 62V61H186ZM204 62H205V60H204ZM208 62V61H207ZM210 62V61H209ZM229 62V61H228ZM88 63H90L89 65H87ZM94 63H96V62H94ZM93 63V64H94ZM145 63V62H144ZM146 63H148V61H146ZM149 63V64H150ZM167 63V62H166ZM171 64H169V66L170 65H172L173 66V64H172V62H170ZM175 63V62H174ZM199 63V62H198ZM245 63V62H244ZM259 63V62H258ZM261 63V62H260ZM18 64H21V62H19ZM153 64H155V65H153ZM160 64H158L157 65V68H153V69H158V66L160 65ZM164 64V63H163ZM184 64V63H183ZM188 64V63H187ZM243 64V63H242ZM253 64V63H252ZM127 65L129 66V70L127 69L128 67H127ZM151 65V64H150ZM150 65L148 66V68L150 67ZM203 65V64H202ZM248 65V64H247ZM249 65H250V63H249ZM263 65V62H262V64L260 65H258V66H262ZM77 66H79V65H77ZM88 66H90V68L92 67V69H90V71L88 70ZM145 66V65H144ZM166 66V65H165ZM172 66H170V67H172ZM192 66V65H191ZM190 66V67H191ZM22 67V66H21ZM150 67V68H151ZM156 67V66H155ZM161 67H162V65H161ZM161 67H159L160 69H158V72H160L159 70H161ZM168 67V66H167ZM227 67V68H226ZM15 68V67H14ZM19 68V67H18ZM70 68H72L73 69V67H70ZM101 68V67H100ZM146 68V67H145ZM150 68L149 69H147V70H150ZM177 68V67H176ZM187 68H189V67H187ZM185 69V67H184V70L182 69V71H178L177 72V75L175 76V78H176V81H177V83H172V86L170 85V87L169 88H162L161 87V84L162 83H160L159 82V84H158V82H157V84L161 87H159L157 84H156V86L157 87H154V88H152V90H154L155 91V93H158V94H155L156 95V97H154L155 98V100H154V102L156 101V103L158 104V106H160L159 104H161L160 102H161V99H162V94H164L165 92H167V91H171V90H173V89H175V87L176 86H178V85H180V84H183V83H185V84H188L190 81L189 80H191V78H190V74L192 73V70H191V73L189 72V70L188 69ZM194 68V67H193ZM204 68V67H203ZM203 68H197V66H196V68H194L195 70H193L194 71V73H198V72H195V71H199V72H201L202 73V71H201V69L202 70H204L205 68H207V67H205L204 69ZM240 68V67H239ZM263 68V67H262ZM191 69H192V67H191ZM18 70V69H17ZM80 70V71H79ZM99 70V69H98ZM163 70V69H162ZM161 70V71H162ZM167 70V69H166ZM165 70V71H166ZM170 70V69H169ZM176 70V69H175ZM65 71L67 72V69H65ZM97 71V70H96ZM102 71V69L99 71V74H100V72ZM141 71V70H140ZM157 71V70H156ZM155 71V72H156ZM205 71V73H206V69L204 70ZM223 71V70H222ZM229 71V70H228ZM72 71H70L69 73L67 72L66 74L67 75H70V73H71ZM74 72V71H73ZM80 72V73H79ZM132 72H134L133 74H132ZM138 72V71H137ZM137 72L135 73L136 75H137ZM151 72H153V70H151ZM151 72H149L148 74L150 75V73ZM154 72V73H155ZM213 72V71H212ZM241 73H242V71H240ZM101 73H103V71L101 72ZM139 73H141V72H139ZM144 73H145V71H144ZM165 73V72H164ZM173 73V72H172ZM200 73V74H201ZM209 73V72H208ZM246 73V72H245ZM249 73V72H248ZM1 74V73H0ZM20 74V73H19ZM65 74V75H66ZM74 74V73H73ZM93 74V73H92ZM103 74H105V73H103ZM146 74H147V71H146ZM153 73H151V75H152ZM157 73H155V75H156ZM193 74V73H192ZM214 74V73H213ZM247 74V73H246ZM252 74V73H251ZM4 75V76H5ZM18 75V74H17ZM62 75V74H61ZM75 75V74H74ZM94 75V74H93ZM127 75V74H126ZM140 75V74H139ZM72 76V75H71ZM102 76V75H101ZM154 76V75H153ZM168 76V75H167ZM166 76V77H167ZM194 77H195V74L193 75ZM17 77V76H16ZM62 77H63V75H62ZM106 77V76H105ZM149 77V76H148ZM161 77V76H160ZM193 77V78H194ZM69 78V77H68ZM134 78V77H133ZM137 78V77H136ZM153 78L154 77H152L151 76V78H147V79H151V80H153ZM159 78V77H158ZM5 79V78H4ZM18 79H19V77H18ZM107 79V78H106ZM169 79V78H168ZM200 78H198V80H199ZM5 81V80H4ZM7 81V80H6ZM10 80L8 81V83L9 82H11ZM18 81V80H17ZM109 81V82H110ZM123 81V80H122ZM138 81H140V80H138ZM158 81H160V80H158ZM206 81H208V80H206ZM210 81V80H209ZM19 82V81H18ZM137 82V81H136ZM136 82H134V80L130 77V76H126V78H124V84L123 85H121V86H123L122 88H120L118 85V87L121 89V92H120V94H116L117 95V97H119V99L117 100L118 101V104H117V108L116 109H114V104L113 105H110V106H113V107H111V108H113V110L111 109H108L107 111H108V113H106L105 115H107V117H109L110 118V125H109V127L110 128H107V130L108 129H110L109 130V132H108V139H107V142L106 143H103L102 142V140H101V138H99V139H97V135L95 136L96 137V139H95V137L93 136V134L91 133V135L89 134V133H83L84 135L86 134V135H88L89 137H88V140L86 139L87 137H83V135H81L82 133H80L79 131H81V130H79L78 128V131L77 132H79L80 134H76V135H78V136H75L74 134V132H73V130L72 131H70L68 128H67V131H69V132H72L71 134H66V135H68V136H66L65 134H63L62 136H66V137H69L70 139H71V141H70V139H69V141L71 142L70 144H74L73 145V147L72 148H74L75 146H79V145H81L82 144V146L85 148V150H87V152H89V151H92V150H94V151H96V152H100L99 153V155L100 154H102L101 155V157H104L105 159L107 158L108 160H109V162L111 163V164H114L112 167H111V176L113 175L112 173H113V170L112 169H114L113 167H117L118 168V170L120 171V172H124V173H130L131 171L133 172H135V173H138V174H136V175H134L135 173H133V175L132 176H129V174L128 175H125V174H122V175H124V180H126L127 178H130L131 179V177H137V175H139V173H141V172H145L144 170H145V168H146V166H149V160L151 161V159H152V157L154 156V155H158V154H156L157 152L159 153V151H161V149L159 150V148H158V143H160V141H161V143H163V142H165L164 140H167V137H164V135L167 133V132H162V129H160L161 128V126H160V128L157 126V124H156V122L155 121H157V120H155V118L157 117V116H155V113H157L156 112V108H157V105H156V108L155 107H153V108H155V109H144L143 108V106H142V104L143 103H141V106H140V102H138V105H136V101H135V105H133V104H130V103H134V102H132L134 99H136V95H137V92L138 91H143L144 89H146L147 90V88H145L146 86L148 87V85H145V87L142 89V88H140L141 87V84L143 83H141L140 84V86L139 85H137L136 84ZM146 82H149V81H146ZM154 81H151V83H153ZM6 83V82H5ZM15 83H16V81H15ZM14 83V85H17V84H15ZM155 83H156V81H155ZM191 83V82H190ZM19 84V83H18ZM95 86H96V80H95ZM118 84V83H117ZM53 86V88L50 90V92L49 91H47V87L48 86ZM56 85L58 86L59 85V87H56ZM173 85H175V86H173ZM4 86H5V84H4ZM154 86H155V84H154ZM169 85H167V87H168ZM184 86V85H183ZM189 86V85H188ZM27 87V88H28ZM50 87V88H51ZM99 87V86H98ZM102 87V86H101ZM113 87V86H112ZM112 87H110L109 88V90L112 88ZM143 87V86H142ZM165 87V86H164ZM17 88H19L18 86H17ZM65 90H64V89ZM117 88V87H116ZM150 88V89H151ZM40 89H38V90H36V91H38V92H36V91H33V92H35L36 94H38L39 93V90ZM113 89V88H112ZM110 90V92L111 91H113V90ZM149 89V88H148ZM212 89V88H211ZM211 89H209V87H208V91L209 90H211ZM214 89V88H213ZM30 90H32V91H30ZM108 89H106V91H107ZM109 90H108V92H109ZM116 90V89H115ZM115 90H114V92L113 93H115ZM188 90H189V88H188ZM24 91H26V90H24ZM145 91V90H144ZM108 92H106V93H108ZM117 92V91H116ZM195 92V91H194ZM193 91L191 92V91H186V92H184V93H186L185 95H183V96H181V99H184L183 101L185 102V99L186 100H192V98L194 99V93ZM25 93H28V91L27 92H25ZM101 92H99V94H100ZM119 93V92H118ZM148 93V92H147ZM153 93V92H152ZM172 93H174V91H172ZM23 95H24V93H22ZM104 94V93H103ZM110 94L111 93H109L108 95L110 96ZM154 94V93H153ZM25 95H27V94H25ZM101 95V94H100ZM114 95V94H113ZM112 95V96H113ZM115 95V96H116ZM118 95H120V96H118ZM152 95V94H151ZM157 95H158V97H157ZM167 95V94H166ZM166 95L164 96V98L166 97ZM35 96V95H34ZM39 96V95H38ZM37 96V97H38ZM102 96V95H101ZM105 96H106V94H105ZM139 96V95H138ZM147 97H148V95H146ZM24 97H26V96H24ZM28 97H30V96H28ZM40 97V96H39ZM103 97V96H102ZM108 96H106V98H107ZM144 97L145 96H143V94H142V98H140V99H142L141 101H143V100H145L144 99ZM183 97V98H182ZM46 98V97H45ZM96 98V99H95ZM101 98V97H100ZM153 98V97H152ZM156 98H157V100H156ZM26 99H28L27 97L25 98V100ZM99 99V98H98ZM103 99V98H102ZM105 99V98H104ZM107 99H109V98H107ZM117 99V98H116ZM115 99V100H116ZM139 98H138V100H140ZM166 99V98H165ZM180 99V100H181ZM41 100V99H40ZM47 100V99H46ZM101 100V99H100ZM150 100H152L151 98H150ZM179 100V99H178ZM27 101V100H26ZM37 101V100H36ZM102 101V100H101ZM104 102H105V100H103ZM109 101H111V99L109 100ZM116 101V102H117ZM146 101L148 102V100L146 99ZM168 101V100H167ZM172 101L173 100H171V102H167L171 107H172ZM40 102V101H39ZM46 102V101H45ZM99 102V101H98ZM97 102V103H98ZM103 102V104L105 105L106 103H104ZM106 102H107V100H106ZM115 102V101H114ZM151 102V101H150ZM163 102H164V100H163ZM162 102V103H163ZM182 102V101H181ZM41 103V102H40ZM43 103V102H42ZM144 103H145V101H144ZM155 103V104H156ZM101 104H102V102H101ZM131 105V106H129L130 108H129V111H128V113L126 114V118H127V120H125V118H124V121H125V123H127V122H129V123H127L128 125H129V127H128V131H127V134H125V135H123V134H121L120 132L122 131H119L123 126H122V124H121V127L118 125L119 123V121H118V118H121L122 116L121 115H124V113H125V108L128 106V105ZM153 104V103H152ZM168 104H166L165 103V105L167 106ZM92 105V104H91ZM96 104H94L93 106H95ZM107 105V104H106ZM148 105V104H147ZM154 105V104H153ZM109 105H107V107H108ZM116 106V105H115ZM164 106V105H163ZM90 107V106H89ZM88 107V108H89ZM99 107V106H98ZM103 107V106H102ZM104 107H106V106H104ZM106 107V108H107ZM147 107V106H146ZM160 107H162V106H160ZM100 108V107H99ZM108 108H110V107H108ZM143 108V109H142ZM149 108V107H148ZM168 108V107H167ZM170 108V107H169ZM92 109V108H91ZM93 109H94V107H93ZM104 109V108H103ZM127 109V108H126ZM194 109V108H193ZM87 110V109H86ZM98 109H96V111H97ZM101 110V109H100ZM100 110H98V113H99V111ZM117 110H119V112L117 111ZM164 110V109H163ZM165 110H166V107H165ZM164 110V111H165ZM120 111H121V113L122 114H120ZM163 111V112H164ZM194 111V110H193ZM56 112V111H55ZM62 112V113H63ZM102 112V111H101ZM99 113V114H102V113ZM192 112V111H191ZM56 113H58V112H56ZM80 113H81V115H80ZM97 113V112H96ZM165 113V112H164ZM42 115V114H41ZM58 115H60V114H58ZM58 115H57V117H58ZM157 115V114H156ZM161 115H162V112H161ZM45 116V115H44ZM83 116H84V114H83ZM95 116H97V115H95ZM121 116V117H120ZM160 115H158V117H159ZM169 116V113L168 114H166L165 116H164V118H167ZM42 117V116H41ZM54 117V116H53ZM62 117V118H61ZM77 117V118H78ZM79 117V118H80ZM85 117V116H84ZM83 117V118H84ZM89 117V115H87V118ZM123 117H125V116H123ZM161 117V116H160ZM96 118V119H95ZM94 118V120H97L98 119V117H95ZM102 118V117H101ZM101 118H99L100 120H101ZM64 119V120H63ZM74 119V118H73ZM76 119V118H75ZM85 120H86V118H84ZM90 119H92V118H90ZM88 120V121H91V120ZM102 119H104V118H102ZM107 119V118H106ZM70 120V119H69ZM69 120H68V122H69ZM77 120V119H76ZM86 120V121H87ZM168 122H167V121ZM165 121L167 122V123H171L170 121L171 120H169V118L168 119H166ZM59 121V120H58ZM72 121V120H71ZM69 122L70 124L72 123V122ZM79 123H80V120H77ZM77 121H75V122H77ZM81 121H84V120H82V117H81ZM92 121H93V119H92ZM141 121V122H140ZM164 121V120H163ZM172 121H173V119H172ZM75 122L73 123V124H75ZM85 122V121H84ZM83 122V123H84ZM140 122V123H139ZM55 123V122H54ZM62 123H64V122H62ZM65 123H67V122H65ZM82 122H81V124L80 125H82L83 124ZM86 123V122H85ZM89 123V122H88ZM87 123V124H88ZM103 123V122H102ZM105 123H107V122H105ZM123 124L124 126L125 125H127V124ZM163 123V122H162ZM167 123H165V125L167 124ZM77 124V126L79 125L78 123H76ZM76 124L74 125L75 127H77L76 126ZM93 124V123H92ZM98 124V123H97ZM104 124V123H103ZM103 124H102V126H103ZM56 125V124H55ZM67 125H68V123H67ZM66 124H65V126H67ZM72 125V124H71ZM78 126L79 128L80 127H83V126ZM86 125V124H85ZM95 125V124H94ZM107 125V124H106ZM106 125L104 124V128H106ZM163 125V124H162ZM199 125V124H198ZM49 125H47V127H48ZM63 126V124L61 125V126H59L57 129H60V127H62ZM65 126H63V128H64V130H66L65 129ZM70 126V125H69ZM92 126V125H91ZM89 124H88V126H86V127H91ZM96 126V125H95ZM120 127V129H118L119 127ZM75 127H74V129H75ZM94 127V126H93ZM127 127V126H126ZM163 127V126H162ZM165 127V126H164ZM167 127V126H166ZM165 127V128H166ZM48 128H50V127H48ZM55 128V127H54ZM96 128H98V126L96 127ZM100 129H101V127H99ZM103 128V129H104ZM45 129V128H44ZM201 129V128H200ZM47 130V129H46ZM49 130V129H48ZM47 130V131H48ZM51 130V129H50ZM76 130V129H75ZM84 130H87V128L86 129H84ZM91 130H92V128H91ZM93 130H95V129H93ZM93 130H92V132H93ZM106 130V129H105ZM106 130V131H107ZM123 130H125V127H124V129ZM166 130V129H165ZM46 131V132H47ZM57 131H59V130H57ZM57 131H55V134H54V137H56V139H59L60 138V136H61V134L59 133V138H58V136H55L56 134H57ZM83 131V130H82ZM96 131V130H95ZM97 131H98V129H97ZM96 131V132H97ZM104 131V130H103ZM63 132V131H62ZM171 132V131H170ZM54 133V132H53ZM64 133H65V131H64ZM94 133V132H93ZM198 133V132H197ZM46 134V133H45ZM99 134V133H98ZM196 133H194V135H195ZM51 135V134H50ZM95 135V134H94ZM193 135V136H194ZM45 136V135H44ZM167 136V135H166ZM198 135L196 134V140H197V138L199 137V139H200V132H199V136L197 137ZM53 137V138H54ZM163 137L164 138H166V139H163ZM44 138V137H43ZM107 138V137H106ZM40 139V138H39ZM61 139V138H60ZM65 139V140H64ZM64 139L62 138V140L64 141V143L67 145V143L69 144V141H68V139L67 138H65L64 137ZM67 139V140H66ZM162 139H163V141H162ZM190 139V138H189ZM194 139V138H193ZM198 139V140H199ZM41 140V139H40ZM103 140H104V138H103ZM195 140V141H196ZM197 140V142H199ZM55 141H57V140H55ZM66 141V142H65ZM48 142V141H47ZM46 142V143H47ZM105 142V141H104ZM177 142V141H176ZM45 143V144H46ZM53 143V142H52ZM103 143V144H102ZM64 145V144H63ZM58 146V145H57ZM69 146V145H68ZM67 146V147H68ZM0 147L2 148V146L0 145ZM159 147H160V145H159ZM167 147V146H166ZM172 147V146H171ZM36 148V147H35ZM49 148V147H48ZM59 148V147H58ZM70 148V147H69ZM68 148V149H69ZM76 149L77 148H81V146L80 147H75ZM31 149V148H30ZM46 149V148H45ZM180 149H182V148H180ZM82 150H84V149H82ZM163 150V149H162ZM164 150H165V148H164ZM169 150H171V148L169 149ZM69 151V150H68ZM167 151H168V149H167ZM26 152V151H25ZM61 152V151H60ZM63 152H64V150H63ZM80 152V151H79ZM84 152V151H83ZM163 153L164 152H166V151H162ZM169 153H171L170 151H168ZM167 152V153H168ZM172 152H173V149H172ZM23 153V152H22ZM27 153V152H26ZM36 153H37V151H36ZM70 153V152H69ZM78 153V152H77ZM85 153V152H84ZM161 153V152H160ZM159 153V154H160ZM176 152H174L173 154H175ZM86 154V153H85ZM172 153L171 154H169L170 155V157H169V159L170 160H172L173 159V157H174V155H173ZM69 155V154H68ZM71 155H73V153L71 154ZM161 155H163L162 153H161ZM160 155V156H161ZM60 156V155H59ZM63 156V155H62ZM74 156V155H73ZM159 156V157H160ZM164 156V155H163ZM168 156V155H167ZM173 156V157H172ZM25 157V156H24ZM30 157V156H29ZM68 157V156H67ZM91 157V156H90ZM93 157H94V155H93ZM165 157V156H164ZM164 157H162V159L164 158ZM66 158V157H65ZM71 158V157H70ZM80 158V157H79ZM96 158V157H95ZM165 158H167V157H165ZM179 158V157H178ZM25 159H26V157H25ZM28 159V158H27ZM55 159V158H54ZM94 159V158H93ZM93 159H92V161H93ZM155 159V158H154ZM158 159H160V158H158ZM174 159H175V157H174ZM70 160V159H69ZM72 160V159H71ZM102 160H103V158H102ZM164 160V159H163ZM166 160V159H165ZM176 160H177V158H176ZM54 161V160H53ZM66 161H67V159H66ZM94 161H96V160H94ZM155 161H157V156H156V160H154V162ZM167 161H168V159H167ZM173 162L175 161V160H172ZM62 162V161H61ZM65 162V161H64ZM75 162V161H74ZM170 162V161H169ZM57 163V162H56ZM96 163V162H95ZM104 163V162H103ZM147 163H149L148 165H147ZM156 163V162H155ZM167 163V162H166ZM101 164V165H100ZM107 164V163H106ZM105 164V165H106ZM109 164V163H108ZM161 164V163H160ZM163 164V163H162ZM161 164V165H162ZM6 165V164H5ZM96 165H99V166H102L103 164H102V162L101 163H99L98 164V162L96 163ZM105 165H104V167H105ZM110 165V164H109ZM116 165V166H115ZM88 166V165H87ZM111 166V165H110ZM155 166V165H154ZM169 166V165H168ZM172 166V165H171ZM1 167L2 166H0V169H1ZM162 167V166H161ZM170 167V166H169ZM2 168H4V167H2ZM95 168H98V166L97 167H95ZM94 168V169H95ZM107 168V167H106ZM117 168L115 169L116 171H117ZM164 168V167H163ZM94 169H93V171H94ZM102 169V168H101ZM105 169V168H104ZM152 169V168H151ZM107 170V172H109V170L108 169H106ZM105 170V171H106ZM115 170H114V172H115ZM162 170V169H161ZM96 171V170H95ZM99 171V170H98ZM100 172V171H99ZM132 172L130 173V174H132ZM147 172V171H146ZM145 172V173H146ZM118 173V172H117ZM116 173V174H117ZM90 174V173H89ZM100 174V173H99ZM121 174V173H120ZM150 174V173H149ZM153 174L154 173H152L151 175L153 176ZM84 175V174H83ZM141 175V174H140ZM147 175L148 174H146V177H147ZM90 177L91 176H93V172H92V174L91 175H89ZM89 176L87 175V178H89ZM94 176L96 177L97 175L95 174V172H94ZM93 176V177H94ZM106 176V175H105ZM118 176H119V178H120V176L121 175H119L118 174ZM142 176V175H141ZM140 176V177H141ZM151 176V177H152ZM251 176H253L254 177V175H251ZM86 177V176H85ZM92 177V178H93ZM115 177V176H114ZM123 177V176H122ZM125 177H127L126 179H125ZM150 177V178H151ZM253 177H251V178H249L248 176L246 177V179L247 178H249V181H245V184H246V186H248V188H249V190L251 191V192H253L255 195H257V196H259L260 197V199L262 198L263 200H264V176L263 177H257V176H255L254 178ZM79 178V177H78ZM86 178V179H87ZM92 178H91V181H92ZM102 178H104V177H101L100 178V175H99V179L100 180H102ZM112 178V177H111ZM134 178V179H135ZM145 178V177H144ZM259 178V179H258ZM85 179V180H86ZM96 179V178H95ZM95 179H93V180H95ZM110 179V178H109ZM113 179V178H112ZM118 178H115V179H113V180H115V182H116V180H117ZM129 179V180H130ZM245 179V180H246ZM107 181L108 179L106 178V179H103V181ZM111 180V179H110ZM113 180H111L112 181V183L114 182ZM120 180H121V178H120ZM133 180V179H132ZM144 181L145 180H147V179H143ZM142 180V181H143ZM148 180H151V179H148ZM248 180V179H247ZM89 181H90V178H89ZM110 181V182H111ZM128 181V180H127ZM142 181H140L141 183H142ZM20 182V181H19ZM75 182V181H74ZM84 182V181H83ZM109 182V183H110ZM119 182V181H118ZM138 182V181H137ZM88 183V182H87ZM87 183H85V184H87ZM89 183H93V181L92 182H89ZM108 183V182H107ZM119 183H122V182H119ZM118 183V184H119ZM124 183V182H123ZM148 184H149V182H147ZM147 183H146V181H145V184L147 185ZM20 184V183H19ZM116 184H117V182H116ZM118 184L116 185V188H117V186H118ZM91 185V184H90ZM113 185V184H112ZM144 185V184H143ZM76 186V185H75ZM92 186V185H91ZM94 186V185H93ZM92 186V187H93ZM97 186V185H96ZM103 186V185H102ZM101 186V188H100V184H99V189H101L102 190V188L104 189V187H102ZM105 186V185H104ZM138 186V185H137ZM142 186V185H141ZM141 186H140V184H139V187L141 188ZM87 187H89V185L87 186ZM138 187V188H139ZM86 188V187H85ZM93 188H95V187H93ZM93 188H92V190H93ZM107 188V187H106ZM137 188V187H136ZM144 188V187H143ZM146 188V187H145ZM144 188V189H145ZM89 190H90V188H88ZM110 189V188H109ZM121 189V188H120ZM87 190V189H86ZM88 190V192H90L91 193V190L89 191ZM108 190V189H107ZM112 190H117V189H114V187H113V189ZM137 190V189H136ZM140 190V189H139ZM94 191V190H93ZM92 191V196L94 195V192ZM106 191V190H105ZM105 191H102L103 192V194H105V193H107V191L105 192ZM145 191H147V190H145ZM145 191H141V192H144L145 193ZM86 192V191H85ZM87 192V193H88ZM105 192V193H104ZM111 192V191H110ZM113 192H117V191H113ZM137 192H138V190H137ZM140 192V191H139ZM138 192V193H139ZM82 193V192H81ZM83 193H84V190H83ZM87 193H86V195H87ZM89 193V194H90ZM4 194V193H3ZM108 194H111V195H114V194H112V192L111 193H109L108 192ZM116 194V193H115ZM139 194H141V193H139ZM143 194V193H142ZM83 195H85V193L83 194ZM85 195V196H86ZM90 195V196H91ZM95 195H96V193H95ZM101 195V194H100ZM99 195V196H100ZM1 196V195H0ZM6 195H4V197H5ZM89 196V195H88ZM107 196V198H109V201L108 202H111L112 203V201H110L111 199H110V197L111 196H109V195H106ZM109 196V197H108ZM94 197V196H93ZM114 197H115V195H114ZM6 198V197H5ZM86 198V197H85ZM112 198V197H111ZM1 199V198H0ZM87 199H91V198H88L87 197ZM93 199V198H92ZM105 199V198H104ZM4 199H2L1 200V202L3 201ZM100 200V199H99ZM106 200V199H105ZM70 201V200H69ZM68 201V202H69ZM90 202H91V200H89ZM107 201V200H106ZM0 202V203H1ZM4 202H6V201H4ZM42 202V201H41ZM95 202V201H94ZM96 202H98V200H96ZM124 202H126V201H124ZM123 202V203H124ZM262 202V201H261ZM3 203V202H2ZM86 203H88V202H86ZM85 203V204H86ZM103 203V202H102ZM111 203H109V205L111 204ZM131 203V202H130ZM65 205L66 203L64 202V203H61V205ZM69 204V203H68ZM94 204V203H93ZM92 204V202H91V206L93 205ZM96 205H97V203H95ZM99 204H100V202H99ZM104 204V203H103ZM105 204H107V203H105ZM124 205H126V204H124ZM7 206V205H6ZM101 205H99V207H100ZM105 206V205H104ZM104 206H101V207H103V209H104ZM106 206H108V205H106ZM105 206V207H106ZM259 206H262V204H260ZM258 206V207H259ZM5 207V206H4ZM4 207H2V208H4ZM7 207H9L10 208V206H7ZM7 207H6V212L7 213H3L4 214V217H5V219H4V222H5V224H4V226L3 227H5V225L6 226H8V232L6 231V233H9V235H10V237L9 238H11L13 241H14V248H15V253L18 255V256H16V257H18V258H16L17 259V261H15V262H11L12 264H93V263H95V259L97 258V254H96V258L94 257V255H95V249H94V247L95 246H97V243L96 242H98V240H96V245H94V244H92L91 242H92V240H93V237L92 238H90L91 236H92V234L89 236V231H90V228L92 227L91 226V224H89L91 227H89V226H87V225H85V221L82 223V222H80L81 224H82V226L83 227H81L80 228V235H79V233L76 231V233L79 235V237L77 238V236L75 235V234H73L74 236H76V238H72V237H70V236H73L72 235V232H70L73 228H71L70 229V234L68 235V231H67V229H68V227H67V229H65V225H67L69 222V218L67 219L66 218V220H67V222L68 223H66V220H65V217H67L66 215L67 214H65L64 215V213L62 212V206H59V207H61L60 208V210H59V207L57 206L56 208H58V210H57V212L55 211V210H52V211H50V212H54L55 211V213H50V214H48L47 212H46V210H45V213H47L48 215H46L44 212H42V213H44V215L43 214H39V215H41V216H39L38 215V217L36 216V217H33V219H31L30 218V220H28V221H26V222H20L19 220H21V219H19L18 221V224H16V225H14V221L15 220H17L18 218L17 217H15V218H17V219H15L14 218V220L13 221H11L13 218L11 217V216H13V214H11L10 212H11V209H9L10 210V212H8V210H7ZM43 207V206H42ZM84 207V206H83ZM85 207H88V206H85ZM94 207V206H93ZM100 207V208H101ZM109 207V206H108ZM111 207V206H110ZM120 207V206H119ZM121 207H122V205H121ZM123 207H125V206H123ZM257 207V206H256ZM65 208H67V211H68V206H64V209ZM91 207L89 206L87 209H85L86 211H88V209H90ZM95 208V207H94ZM127 208V207H126ZM128 208H129V205H128ZM18 209V208H17ZM63 209V210H64ZM106 209H108L107 207H106ZM256 209V208H255ZM254 209V210H255ZM262 209L263 210H260L261 211V213H259V215H261V218H262V220H264V205H263V207H262ZM12 210H13V208H12ZM16 210V209H15ZM15 210H13V211H15ZM20 210V209H19ZM66 210V209H65ZM92 210V209H91ZM88 211L89 213L91 212V213H93V211ZM5 211V210H4ZM85 211V213H87ZM100 211V210H99ZM103 211V210H102ZM108 211H109V209H108ZM257 213L258 212H260V211H257V210H255ZM18 212V211H17ZM30 212V211H29ZM31 212H32V210H31ZM35 212V211H34ZM98 212V211H97ZM101 212V211H100ZM99 212V213H100ZM1 213H2V211H1ZM9 213L11 214V216L9 215ZM14 213H16V212H14ZM26 213H28V212H26ZM88 213V214H89ZM105 214H106V211L104 212ZM134 213V212H133ZM17 215H18V213H16ZM19 214H20V212H19ZM96 214V213H95ZM103 214V212L100 214V216ZM78 215V214H77ZM87 215V214H86ZM85 215V216H86ZM97 216H98V214H96ZM96 215H94V213H93V216H96ZM104 215V214H103ZM102 215V216H103ZM107 216H108V212H107V214H106ZM258 215V216H259ZM14 216H15V214H14ZM13 216V217H14ZM25 216V215H24ZM26 216H28V215H26ZM34 216V215H33ZM71 216V215H70ZM91 216V215H90ZM96 216V217H97ZM102 216H101V218H102ZM105 216V215H104ZM106 216V217H107ZM2 217V216H1ZM31 217V216H30ZM69 217V216H68ZM76 217V216H75ZM87 217H88V215H87ZM86 217V218H87ZM19 218H20V215H19ZM29 218V217H28ZM89 219H91L90 217H88ZM100 218V217H99ZM104 218V217H103ZM258 219H260L259 217H257ZM23 219H26L25 217L24 218H22V220ZM78 219H80L79 217H78ZM78 219H76V220H78ZM84 220H85V218H83ZM88 219V220H89ZM97 220H98V222L99 221H101V220H99L98 218H96ZM70 220H72V219H70ZM87 220V219H86ZM106 220V219H105ZM120 220V219H119ZM262 220L260 219L259 221H260V223L262 224L263 222H262ZM2 221H3V219H2ZM72 221H75V219L74 220H72ZM93 221V220H92ZM103 221V220H102ZM166 220H164V218H163V222H165ZM3 222V223H4ZM89 222V221H88ZM106 222H107V220H106ZM105 222V223H106ZM258 222V221H257ZM15 223H17V222H15ZM74 223V222H73ZM76 223V222H75ZM90 223V222H89ZM94 223H96V222H94ZM102 223V222H101ZM70 224H71V222H70ZM87 224V223H86ZM99 224V223H98ZM2 225V224H1ZM75 225V224H74ZM73 225V226H74ZM84 225L86 226V228H84ZM93 225V224H92ZM100 225V224H99ZM98 225V226H99ZM103 225V224H102ZM137 225V224H136ZM141 225V224H140ZM140 225H138V228H139V226ZM143 225V224H142ZM68 226V225H67ZM94 226V225H93ZM70 227H71V225H70ZM69 227V228H70ZM87 227H88V229H87ZM95 227H96V225H95ZM144 227V226H143ZM6 228V227H5ZM4 228V229H5ZM84 230H83V229ZM256 228V227H255ZM259 228V227H258ZM75 229H77V227L75 228ZM81 229L83 230V231H81ZM96 229V228H95ZM7 230V229H6ZM74 230V229H73ZM72 230V231H73ZM77 230H79V226H78V229ZM140 230V229H139ZM93 231V230H92ZM134 231V230H133ZM254 231H257V229L256 230H254ZM82 232V233H81ZM91 232V231H90ZM93 232H95L96 233V230L95 231H93ZM119 232V231H118ZM118 232H117V234H118ZM260 232H262L261 230H260ZM264 232V231H263ZM116 233V232H115ZM255 233H257V232H255ZM258 233H259V231H258ZM97 234V233H96ZM96 234H93V235H96ZM113 234V233H112ZM8 235V234H7ZM111 235V234H110ZM123 235V234H122ZM258 235H262V236H259V237H255L254 238V240H253V242L251 243V245L249 246V248H247V252L249 251V250H254V249H257L258 250V248H259V245H258V243H260V240H263L264 241V233L263 234H258ZM257 235V236H258ZM113 236V235H112ZM114 236H115V234H114ZM117 236V235H116ZM118 236H119V234H118ZM117 236V237H118ZM97 237H99V235L97 236ZM116 237V238H117ZM8 238V239H9ZM115 238V237H114ZM4 239H6V238H4ZM6 240L7 241V244H10V242L8 243V241L9 240ZM52 239L54 240H57V241H59V245H58V242H57V248L55 247H51V244H52ZM113 239V238H112ZM118 239V238H117ZM55 240L53 241V244H54V242H55ZM100 240V239H99ZM105 240V239H104ZM108 240V239H107ZM6 241H5V243H6ZM13 241L11 242V243H13ZM108 241H110V240H108ZM100 242V241H99ZM0 243H2V242H0ZM103 243V242H102ZM6 244V245H7ZM52 244V245H53ZM56 244V243H55ZM54 244V246H56ZM93 245H94V247H93ZM102 246V245H101ZM100 246V247H101ZM103 246H105L104 245V243H103ZM96 248V247H95ZM103 249H106V246H105V248L103 247ZM108 249V248H107ZM244 248H241V249H239L238 251L236 250V251H233V252H231L228 256H229V258H228V262L230 263V264H253L252 263V261H250L249 260V257H248V253L247 252H245L244 250L246 249H244ZM260 249V248H259ZM97 250H98V248H97ZM96 250V251H97ZM109 250V249H108ZM257 250H256V253H257ZM7 251V250H6ZM14 251V250H13ZM255 251V250H254ZM4 252V251H3ZM14 253V254H15ZM99 254V253H98ZM105 254V253H104ZM106 256V255H105ZM101 257V256H100ZM95 258V259H94ZM101 259V258H100ZM105 259V258H104ZM93 260H95L94 262H93ZM98 260V259H97ZM109 260H111V259H109ZM13 261V260H12ZM110 262V261H109ZM9 263H10V261H9ZM108 263V262H107ZM5 264V263H4ZM96 264H99V263H96Z\"/></svg>",
	"mask_w": 264,
	"mask_h": 264
}]
</instances>
